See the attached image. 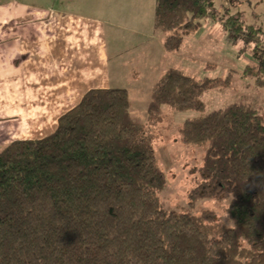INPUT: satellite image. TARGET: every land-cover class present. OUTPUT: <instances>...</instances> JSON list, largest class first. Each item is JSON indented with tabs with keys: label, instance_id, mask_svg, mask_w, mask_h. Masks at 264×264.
I'll use <instances>...</instances> for the list:
<instances>
[{
	"label": "trees",
	"instance_id": "trees-1",
	"mask_svg": "<svg viewBox=\"0 0 264 264\" xmlns=\"http://www.w3.org/2000/svg\"><path fill=\"white\" fill-rule=\"evenodd\" d=\"M156 31L169 53L215 0H155ZM234 41L254 44L245 76L264 88L263 30L239 17L224 21ZM233 77L198 80L171 68L154 86L149 124L132 115L127 89L89 90L54 133L0 150V264H264V118L233 103L188 119L184 144L204 148L202 180L182 211L167 208L152 128L165 108L204 112V96ZM225 201L227 221L195 201Z\"/></svg>",
	"mask_w": 264,
	"mask_h": 264
},
{
	"label": "rangeland",
	"instance_id": "rangeland-1",
	"mask_svg": "<svg viewBox=\"0 0 264 264\" xmlns=\"http://www.w3.org/2000/svg\"><path fill=\"white\" fill-rule=\"evenodd\" d=\"M62 0H53L55 7ZM68 12L105 24L112 88L127 89L132 101V115L149 124L148 105L157 82L171 68L182 70L198 80L233 77L225 90L205 94L206 110L184 112L165 108L164 120L152 128L158 165L165 172L167 186L161 200L171 210L188 209L190 195L202 180L204 148L184 144L179 128L184 121L226 107L233 103L250 104L264 118V88L245 76L247 66L256 65L254 44L234 41L224 21L239 17L244 30L253 26L263 30L264 0H215L216 17L202 21L201 28L185 36L176 53L164 48L170 33L156 31L155 0H68ZM104 26V25H103ZM195 201L194 213L213 210L219 222H228L225 201Z\"/></svg>",
	"mask_w": 264,
	"mask_h": 264
},
{
	"label": "crops",
	"instance_id": "crops-1",
	"mask_svg": "<svg viewBox=\"0 0 264 264\" xmlns=\"http://www.w3.org/2000/svg\"><path fill=\"white\" fill-rule=\"evenodd\" d=\"M52 1L0 0V150L54 133L89 90L113 86L105 24Z\"/></svg>",
	"mask_w": 264,
	"mask_h": 264
},
{
	"label": "clouds",
	"instance_id": "clouds-1",
	"mask_svg": "<svg viewBox=\"0 0 264 264\" xmlns=\"http://www.w3.org/2000/svg\"><path fill=\"white\" fill-rule=\"evenodd\" d=\"M258 186H264V181H262V185H258Z\"/></svg>",
	"mask_w": 264,
	"mask_h": 264
}]
</instances>
